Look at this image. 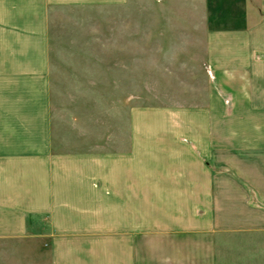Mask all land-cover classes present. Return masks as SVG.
I'll return each instance as SVG.
<instances>
[{"label":"crops","instance_id":"obj_1","mask_svg":"<svg viewBox=\"0 0 264 264\" xmlns=\"http://www.w3.org/2000/svg\"><path fill=\"white\" fill-rule=\"evenodd\" d=\"M72 1L0 0V77L24 75V59H45L49 14ZM200 1L192 4L201 16L192 25L198 33L189 47L192 68L213 77L202 104L223 108L225 131L192 141L205 156L212 153L209 169L216 173L203 166L200 151L185 153L178 137L169 138L159 164L129 159L93 165L50 156L45 145L24 166L0 159V209L17 213L10 218L30 213L35 223L48 220L50 247L37 245L46 264H134L135 234L239 236L238 246L210 247L212 264H264V0ZM33 70L38 75L45 69ZM7 80L0 79V86ZM3 105L1 157L8 125L22 122L16 111H2Z\"/></svg>","mask_w":264,"mask_h":264},{"label":"rangeland","instance_id":"obj_2","mask_svg":"<svg viewBox=\"0 0 264 264\" xmlns=\"http://www.w3.org/2000/svg\"><path fill=\"white\" fill-rule=\"evenodd\" d=\"M77 1L49 14L45 59H24V75L0 77L8 79L0 86L2 111H16L22 121L8 125L0 159H18L24 166L28 162L22 161L34 162L45 145L50 156L93 165L111 167L129 159L159 164L169 138L178 137L185 153L200 151L210 170L212 153L205 156L192 137L223 133L225 125L222 107L202 104L213 77L192 68L189 47L198 35L192 25L201 18L192 4L201 1L79 0L82 6L76 7ZM39 66L45 70L35 75ZM14 84L23 89L20 94L12 91ZM12 212L0 209V264H46L47 255L37 247H50L48 220L35 223L32 214L20 212L22 219L10 218L17 217ZM132 238L134 264H212L213 244L217 249L242 242L239 236L195 234Z\"/></svg>","mask_w":264,"mask_h":264}]
</instances>
